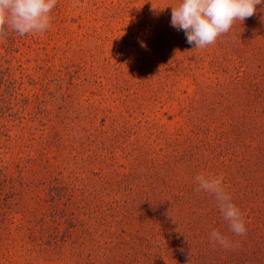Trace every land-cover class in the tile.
Instances as JSON below:
<instances>
[{"label":"rangeland","instance_id":"1","mask_svg":"<svg viewBox=\"0 0 264 264\" xmlns=\"http://www.w3.org/2000/svg\"><path fill=\"white\" fill-rule=\"evenodd\" d=\"M180 2L58 0L45 33L0 38V264H184L227 228L162 206L200 173L264 203V9L193 50Z\"/></svg>","mask_w":264,"mask_h":264},{"label":"clouds","instance_id":"2","mask_svg":"<svg viewBox=\"0 0 264 264\" xmlns=\"http://www.w3.org/2000/svg\"><path fill=\"white\" fill-rule=\"evenodd\" d=\"M57 3L58 0H0V38L9 31L20 37L45 33L51 27V12ZM257 6L264 9V0H181L178 6L171 7V26L185 33L193 50L204 49L227 34L236 21L243 23L251 18ZM223 180L222 174L200 173L194 177L196 191L211 194L229 230L242 236L246 233L245 218L225 190ZM209 239L226 249L232 247L219 230L213 229Z\"/></svg>","mask_w":264,"mask_h":264},{"label":"trees","instance_id":"3","mask_svg":"<svg viewBox=\"0 0 264 264\" xmlns=\"http://www.w3.org/2000/svg\"><path fill=\"white\" fill-rule=\"evenodd\" d=\"M8 34L13 35L14 33L9 31L7 35ZM11 37L14 39V36ZM177 162L179 164H189L193 166V168H198V166L201 168L204 164L202 160L188 150L184 151V153L177 158ZM243 170L244 173H242V175L246 172L245 167H243ZM262 170H264V168H261L259 171ZM239 171L242 170L238 169L236 172ZM9 184L10 182L7 183V178L0 172V205L2 206L9 204L13 198L14 185L10 187L11 192H5V188H8ZM196 187L197 186L190 187L186 193L179 191L176 193V190L174 192H167L162 196V206L165 207V209L169 208L172 212L176 211L177 208H182L180 212H190V215L194 212L202 211L200 216L201 220H198V222H203L208 215L213 213L212 207H214V211L221 216L215 199H212L213 196L204 191H196ZM261 188V193L264 195V184ZM249 193L254 194L255 189L252 187ZM243 195L246 194L243 193ZM237 206L245 218L246 233L242 236L234 235L229 230L228 224L223 218L220 219V222H216L215 220L213 223L217 224L224 222L227 226L225 233H222V230L221 233L228 237L232 243V247L226 249L219 243L214 245L213 242H210L207 234L201 233L200 236L204 239L201 240L196 232H191V239L196 242V246L190 250L189 253L188 251L185 253L188 258H191L190 264H264V234L262 233L264 231V203H262V205L255 203L251 206L244 205L243 208V204L242 206ZM156 207L160 208L158 203ZM192 223H195V221L192 220ZM218 228V225L214 226L210 229V232L213 229L218 230ZM182 260L184 264H188L187 260Z\"/></svg>","mask_w":264,"mask_h":264}]
</instances>
